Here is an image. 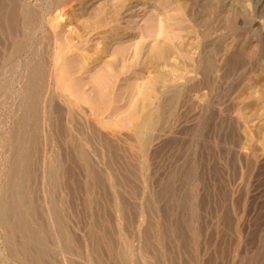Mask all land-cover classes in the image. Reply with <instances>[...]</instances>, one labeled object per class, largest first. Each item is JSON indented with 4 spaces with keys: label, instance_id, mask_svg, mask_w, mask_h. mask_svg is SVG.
<instances>
[{
    "label": "rangeland",
    "instance_id": "obj_1",
    "mask_svg": "<svg viewBox=\"0 0 264 264\" xmlns=\"http://www.w3.org/2000/svg\"><path fill=\"white\" fill-rule=\"evenodd\" d=\"M5 1L0 0L2 15L14 0ZM121 2L73 0L69 15L77 13L79 18L71 26L81 32L80 21L87 18L82 10H112ZM120 10L124 11L118 22L132 42L148 45L165 40L171 46L176 63L167 58L166 64L182 70L183 78L170 85L201 81L199 58L204 55L213 61L210 85L200 83L198 89L184 90L171 107L164 108L149 142L141 145L131 121L119 117L129 108L125 85L141 83L150 73L135 69L119 74L115 102L95 120L82 103L89 118L84 125L87 161L67 137L58 136L60 126L71 124L52 119V138L39 143L42 153L31 155L23 168L30 175L25 205L32 211L26 217L43 236L49 251L45 264H264V0H132L125 1ZM43 23L47 26V19ZM4 31L0 26V84L6 78L1 58L6 50ZM101 34L98 27L83 34L87 46L83 51L91 53L86 48L96 41L101 46ZM175 44L184 47L178 50ZM112 45L116 44H110L106 53H111ZM20 61L21 57L15 60L18 66ZM13 74L7 76L12 77L10 82L14 80L10 89L0 87V205L11 172L9 134L14 115L20 113L16 101L22 78L16 71ZM207 101L214 102L210 128L196 142L192 158L198 203L193 222L198 235L161 237L159 229L170 215L157 191L179 161L187 129ZM50 161L57 163L55 181L49 178ZM18 241L0 226V264H31L15 248ZM37 251L36 247L32 250L33 254Z\"/></svg>",
    "mask_w": 264,
    "mask_h": 264
},
{
    "label": "bare ground",
    "instance_id": "obj_2",
    "mask_svg": "<svg viewBox=\"0 0 264 264\" xmlns=\"http://www.w3.org/2000/svg\"><path fill=\"white\" fill-rule=\"evenodd\" d=\"M14 1L12 2L15 3ZM72 1L16 0L15 4L9 3V6L12 4L10 10H4L3 15L0 13L3 17V25L1 23L0 26L6 32L5 55L1 56V58L3 57V73L6 78L2 80L0 87L4 91L10 89L14 80L10 82L9 79L12 77L8 79L7 76H11V73L13 74L15 71L22 78L16 101L20 113L14 115L12 131L8 139L12 145V150L9 153L11 172L2 192L0 226L6 229L10 238L18 237L19 241L15 248L21 254L29 257L31 264H45L44 258L49 251L43 243V236L26 217V213L32 211L25 205L30 175L24 172L23 168L27 167L29 157L40 151V149L38 151L39 143L47 138H52L53 120L55 119L61 124L62 121L71 124L68 128L61 127V124L57 123L60 126L58 136L67 137L73 143L79 157L86 160L87 152L84 142L87 141V133L84 125L89 122V118L86 116L85 110L82 109V103L87 104L90 110L89 117L95 120L97 115L109 109L110 105L115 102L113 93L117 76L135 69L142 70L145 74L150 73V76L141 83L125 85V100L126 103L129 102V108L123 111L124 114L119 119L131 121L133 134L141 145L142 143L146 144L149 142L154 122L160 117L164 108L171 107L183 92L192 91L194 87L198 89V84H207L208 79L211 78H209V74L213 70L211 69L213 61L210 60V56L199 55V57L201 56L199 60L202 64L200 70H202L203 79L194 83L189 78L191 83L193 82V85L188 84L190 86H185L186 82V84L182 83L183 85L178 83L170 85L169 82L172 80L177 81L183 78L182 70L166 64L167 58H171V61L176 63L171 46L165 40H155L148 45L142 41L132 42L128 38L127 30L118 22L121 12L124 11L120 8L125 1L129 4L132 0H122L123 3L121 2L120 6L112 10L109 8L91 12L82 10L83 14H87V18L80 21L81 32L71 26V22H77L79 18L77 13L74 17L69 15ZM86 1L79 0L81 3ZM141 1L148 3V0ZM44 18L47 19V26L43 23ZM97 27L101 28L103 43L100 46V41H96L91 48H86L91 49V53L83 51V48L87 46L81 39L82 35L86 34L89 29ZM65 31L68 32L65 34ZM14 37L16 38L14 39ZM74 39L76 41L70 44L72 48L69 46L64 49L65 44ZM112 43L116 45H112L113 49L108 54L105 50ZM174 47L180 50L184 46L175 44ZM20 57L22 61L18 66L15 60L17 58L19 61ZM153 95L156 100L152 99ZM213 103L207 101L206 104L198 106L200 109L193 119L192 126H189L188 129L186 127L188 137L185 135L187 137L185 141L187 143H184V149L179 154V161H175L176 163L170 168L168 177L161 182L157 191L169 209L170 215V220L167 219L168 221H165L162 228L159 229L160 236L171 234L187 239L188 236L196 238L198 235V230L193 222L197 216L196 204L198 203L193 181L196 167L192 158L196 153V142L204 137L207 128H210V120L213 116L211 110L214 108L212 106L211 109V105ZM49 129L53 132H49ZM53 155L51 156L53 157ZM51 162L50 164L48 162L49 166L47 165L50 170L49 178L51 181H55L56 175L53 169L57 163ZM185 213L187 214L184 215ZM34 247L38 248V251L33 254ZM123 259L127 258L124 256Z\"/></svg>",
    "mask_w": 264,
    "mask_h": 264
}]
</instances>
